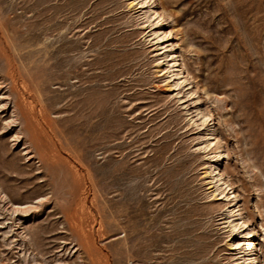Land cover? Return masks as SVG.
Returning a JSON list of instances; mask_svg holds the SVG:
<instances>
[{
  "label": "rangeland",
  "instance_id": "374dc122",
  "mask_svg": "<svg viewBox=\"0 0 264 264\" xmlns=\"http://www.w3.org/2000/svg\"><path fill=\"white\" fill-rule=\"evenodd\" d=\"M0 264H264V0H0Z\"/></svg>",
  "mask_w": 264,
  "mask_h": 264
}]
</instances>
